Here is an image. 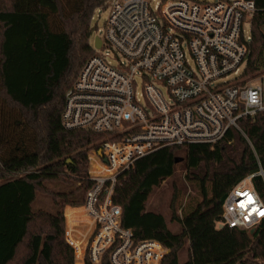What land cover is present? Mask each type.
I'll return each mask as SVG.
<instances>
[{
  "label": "trees",
  "instance_id": "16d2710c",
  "mask_svg": "<svg viewBox=\"0 0 264 264\" xmlns=\"http://www.w3.org/2000/svg\"><path fill=\"white\" fill-rule=\"evenodd\" d=\"M105 2L9 0L6 7L0 0V264H74L62 209L84 201L92 184L90 147L107 134L66 128L61 113L67 89L95 53L91 21ZM255 3L244 74L264 71V0ZM239 124L254 150L242 132L229 128L214 145H167L118 176L113 201L122 207L123 224L171 248L162 264H264V223L254 233L216 227L230 188L260 164L264 168V110ZM179 149L185 158L176 161ZM182 161L201 200L176 216L181 229L173 231L162 213L147 209V201ZM255 183L264 196L261 178ZM38 190L51 196L52 210L34 208ZM186 241L190 255L180 261ZM102 264L111 262L105 257Z\"/></svg>",
  "mask_w": 264,
  "mask_h": 264
},
{
  "label": "built area",
  "instance_id": "2783aa9c",
  "mask_svg": "<svg viewBox=\"0 0 264 264\" xmlns=\"http://www.w3.org/2000/svg\"><path fill=\"white\" fill-rule=\"evenodd\" d=\"M152 1L111 2L100 47L65 93L66 128L107 134L90 147L92 184L84 201L64 210L65 237L79 264H102L105 257L111 264H162L171 251L125 226L122 207L113 201L118 176L138 159L167 145H214L229 128L242 132L255 149L239 124L264 110V71L243 73L251 38L244 24L251 21L255 0ZM230 74L235 76L224 79ZM258 177L264 184L261 164L230 188L217 228L250 232L264 223Z\"/></svg>",
  "mask_w": 264,
  "mask_h": 264
},
{
  "label": "rangeland",
  "instance_id": "374dc122",
  "mask_svg": "<svg viewBox=\"0 0 264 264\" xmlns=\"http://www.w3.org/2000/svg\"><path fill=\"white\" fill-rule=\"evenodd\" d=\"M112 1L113 0H106L105 7L100 6L98 8H95L93 18L91 21V27H92L91 40L93 45L95 42V37L97 35H99L102 38L105 36L106 21L110 14V6ZM201 1H213V0H201ZM2 2L3 5L6 7L10 5L9 0H2ZM155 2L156 0H153L152 4L154 5ZM250 23L251 22L249 20H246L244 24L247 34L250 33V27H251ZM104 51L110 54L109 59L112 61V63L118 64L117 56L114 54V51L111 48L106 47ZM122 58L124 57H121V59ZM191 63L192 64L194 63L193 60H191ZM243 65L242 67H244ZM255 74H258V72H256ZM234 76H235L234 74H230L228 78H224V79L233 78ZM244 76L251 77L252 74L247 73ZM138 81H139V85L142 87L143 80L140 77H138ZM161 89L164 95L166 96V98L168 100H172L167 87L165 85H161ZM176 154H177L176 156L178 157L185 158V153L183 149H179ZM88 168H89V164H88ZM47 184L58 190H62V188L65 189L67 188L66 185L64 186L57 183L48 182ZM200 200H201V195H200L199 187L196 185L194 181L189 180L187 178L185 163L182 161L178 163L176 171L172 176L165 179L159 186H156L153 189L147 201V209L162 213L165 216L169 227L173 231H179L181 229V225L176 216L182 217V215L185 212L191 210ZM69 204L77 205L71 203L65 204L62 209L63 214L65 207ZM34 208L36 210L38 209L52 210L53 201L51 196L42 190H38L37 197L34 202ZM64 231H65V218H64ZM188 244L189 242L186 241L183 247H181L180 250L178 251V256L180 261H185L190 255ZM73 256H74V264H79L76 261L74 250H73ZM16 264H18V261H16Z\"/></svg>",
  "mask_w": 264,
  "mask_h": 264
},
{
  "label": "water",
  "instance_id": "95a60500",
  "mask_svg": "<svg viewBox=\"0 0 264 264\" xmlns=\"http://www.w3.org/2000/svg\"><path fill=\"white\" fill-rule=\"evenodd\" d=\"M100 44H101V38H100L99 35H97V36L95 37L94 46H95V47H100ZM182 159H183V157H176V161H181ZM254 232H255L254 229H252V230L250 231V233H254Z\"/></svg>",
  "mask_w": 264,
  "mask_h": 264
},
{
  "label": "snow or ice",
  "instance_id": "6c2138e0",
  "mask_svg": "<svg viewBox=\"0 0 264 264\" xmlns=\"http://www.w3.org/2000/svg\"><path fill=\"white\" fill-rule=\"evenodd\" d=\"M262 215H264V213H262Z\"/></svg>",
  "mask_w": 264,
  "mask_h": 264
}]
</instances>
